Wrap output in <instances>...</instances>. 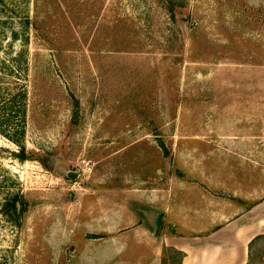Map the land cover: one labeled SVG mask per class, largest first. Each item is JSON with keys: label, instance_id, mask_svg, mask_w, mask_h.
Masks as SVG:
<instances>
[{"label": "rangeland", "instance_id": "1", "mask_svg": "<svg viewBox=\"0 0 264 264\" xmlns=\"http://www.w3.org/2000/svg\"><path fill=\"white\" fill-rule=\"evenodd\" d=\"M236 222L264 264V0H0V264H183Z\"/></svg>", "mask_w": 264, "mask_h": 264}, {"label": "crops", "instance_id": "2", "mask_svg": "<svg viewBox=\"0 0 264 264\" xmlns=\"http://www.w3.org/2000/svg\"><path fill=\"white\" fill-rule=\"evenodd\" d=\"M250 230L251 223L236 222L199 237H181L175 247L186 256L183 264H247Z\"/></svg>", "mask_w": 264, "mask_h": 264}, {"label": "water", "instance_id": "3", "mask_svg": "<svg viewBox=\"0 0 264 264\" xmlns=\"http://www.w3.org/2000/svg\"><path fill=\"white\" fill-rule=\"evenodd\" d=\"M76 175H77L76 173L70 172V173L68 174V177L71 178V179H75ZM158 223H159V222H157V225H158Z\"/></svg>", "mask_w": 264, "mask_h": 264}, {"label": "trees", "instance_id": "4", "mask_svg": "<svg viewBox=\"0 0 264 264\" xmlns=\"http://www.w3.org/2000/svg\"><path fill=\"white\" fill-rule=\"evenodd\" d=\"M13 208H14V210H15V213H17V206H16V202L13 204ZM259 238V237H258ZM258 238H256V239H258ZM255 239V240H256ZM255 240H254V242H255ZM251 244H252V242H251Z\"/></svg>", "mask_w": 264, "mask_h": 264}]
</instances>
